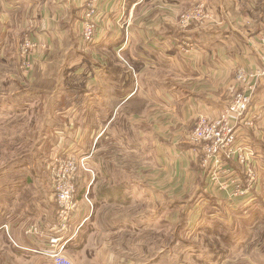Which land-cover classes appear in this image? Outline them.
Returning <instances> with one entry per match:
<instances>
[{
  "label": "crops",
  "instance_id": "1",
  "mask_svg": "<svg viewBox=\"0 0 264 264\" xmlns=\"http://www.w3.org/2000/svg\"><path fill=\"white\" fill-rule=\"evenodd\" d=\"M85 2L0 0V122L9 121L0 125V134L9 137H0V147L28 145L27 135L36 134L32 143L39 140L40 150L46 145L53 151L49 167L56 155L88 157L91 171L78 173L77 207L61 234L65 254L74 264H164L165 255L178 262L164 250L148 259L147 245L135 238L152 226L163 230L158 223L163 199L182 198L186 184L200 177L202 193L191 209L196 218L187 224L189 233L194 240L209 234L226 253L188 242L194 258L227 264L234 255L245 264H264L263 79L251 103L260 128L245 134L261 179L252 200L236 206L206 193L200 147L188 142L200 114L215 117L229 103L239 88L237 70L264 66V49L251 44L264 33V0H103L90 44L81 37ZM200 2L214 19L180 28L179 14ZM21 29L46 44L34 52L35 67L25 85L6 74L18 65ZM184 42L192 45L189 52L181 50ZM32 116L36 127L27 123ZM107 148L111 157L101 155L110 153ZM10 163L0 169V235L16 257L53 263L42 253L50 250L48 237L57 223L50 174V191L34 189L30 200L23 186L39 174L27 158ZM39 190L47 196L42 201ZM167 220L173 224L175 215ZM31 225L43 236L27 233ZM177 242L174 237L171 247Z\"/></svg>",
  "mask_w": 264,
  "mask_h": 264
},
{
  "label": "built area",
  "instance_id": "2",
  "mask_svg": "<svg viewBox=\"0 0 264 264\" xmlns=\"http://www.w3.org/2000/svg\"><path fill=\"white\" fill-rule=\"evenodd\" d=\"M103 0H86L81 17V37L90 44L95 39L99 17V5ZM214 19L203 2L179 15L178 25L182 29L206 25ZM255 48L264 49V33L251 40ZM46 48L45 41H36L25 36L20 45L21 62L27 69L34 66V52ZM192 45L184 42L181 50L189 52ZM263 79L264 66L257 69L240 68L237 70L236 83L239 87L232 94L229 103L215 117L200 114L196 125L188 135V142L200 147L199 159L207 173V188L215 191L219 199L233 205H241L252 200L259 190L261 179L255 164V151L245 142V134L260 128L258 113L252 107V95L257 81ZM51 180L54 201L57 206V223L48 237L50 250L42 252L54 264H74L65 254L67 241L61 236L65 232L77 207L75 200L76 180L80 170L88 171L83 160L74 156L56 155L51 162ZM91 171V170H90ZM207 189V190H208ZM87 201L89 199L86 197ZM8 232V227L6 226ZM37 225H31L27 233L39 234ZM43 236V235H41ZM16 244V243H15Z\"/></svg>",
  "mask_w": 264,
  "mask_h": 264
},
{
  "label": "rangeland",
  "instance_id": "3",
  "mask_svg": "<svg viewBox=\"0 0 264 264\" xmlns=\"http://www.w3.org/2000/svg\"><path fill=\"white\" fill-rule=\"evenodd\" d=\"M29 27H31V26H29ZM19 32L21 33L20 36L24 38L27 30L21 29ZM22 41H23V39H22ZM22 41L19 43V45L17 47V53H15V56H14V57H17V63H18V65H15L16 66L15 72L14 73H11L10 71L6 72L7 76L14 75V77L17 79L18 85L26 83L27 82L26 78L27 79L31 78L32 72H33L34 67H35V65H34L29 70L26 68V66L24 67V65L22 64L20 54H19L20 45H21ZM12 66H14V65H12ZM15 87H18V86H15ZM19 88H22V87L19 86ZM19 88H17V89H19ZM34 110L36 112V108H34ZM34 116H32L33 118L28 119L27 123H28V125H32V126L36 127L37 122H36V119ZM21 120L22 119H18L19 125L21 124L20 123ZM8 123H9V121L4 122V120H2L0 122V125H3V124L8 125ZM167 136L170 138L174 137L172 134L167 135ZM0 137L4 138L5 140H8V138H9L8 135H5L4 133H1ZM22 137H23V135L18 134L19 139ZM36 137H39V135L28 134L26 137L27 139H29L27 142V143H29L28 145L24 144L22 146L18 143V145H15L12 147H7L6 145H1V147H0V159H1L0 160V169L4 168L5 166L12 164L10 162H12L15 158H27L28 162L31 164L30 167H31V170L33 171V173L35 175L39 174V177L37 179L28 180L25 182L26 185L23 186V189H24L23 192L25 193L26 196H29L28 198L25 197L27 199L32 198L33 193H34V189H42L43 193L50 191L49 184H48V175L50 174V177H51V166L49 167V160H50V154H53V151L49 146L46 147V145H44L45 148L43 150H40L41 147H38V145L40 143L39 140H38V143H36V142H34V144L32 143L33 140L37 139ZM163 137L168 139V137H166V135H164ZM107 146H109V148H110L109 144ZM109 148H107V149L109 150ZM109 151H110V153H106L105 151H102L103 154H101V153L100 154L104 157H111V150H109ZM131 158L136 159L133 156H131ZM87 159H88V157H85V156L81 158V160H83L85 165L87 164ZM77 160H79V159H77ZM256 164H257V162H256ZM87 168L90 171V168L88 167V165H87ZM202 176H203V174H202ZM207 180H208V178H207ZM167 181H169V183L172 184V182L170 180H167ZM150 185L153 186V183H150ZM154 185H156V184H154ZM165 185H166V182H165ZM201 186H202V184H201L200 177L197 178V181L195 178L191 183L186 184V191L183 192V193H185V192L186 193H185V195L182 196V198H180V199L179 198H173L174 202H172V203H166V202H168V200H166V198L163 199L165 202L162 206L163 208H159V211L160 210L163 211L162 220H159L158 223H159V225H163L164 229L158 230L159 226H152V227H149L148 230L142 231L140 235L136 236V238H135V241H137L136 243H141L142 245H147V249L149 250L148 259L153 258L161 250H164L165 254L166 253L169 254V252H173L174 258L179 259L178 262H176L175 260L172 261L171 255H169V256L165 255L166 257H165L164 264H182V263L183 264H200L192 255V253H191L192 248L189 247L188 242L197 243L201 246L205 245L207 247L206 249H208V251H210V252L212 251V253H214L216 255H219L220 253H226L220 247L218 239L215 238L216 239L215 240L212 237H209L208 236L209 234H205V235L203 234L202 237H200L198 240H194L193 236H191V233H189V227L187 224L189 221L193 222L196 218L195 216H194V218H192L194 213L191 211V209L193 206L196 205L197 202L200 201L198 195H199V193H202ZM207 186H208V183H206V185H205V188H204L205 190L208 189ZM189 189H190V192L188 193ZM42 192L39 190L41 201L43 199H45V197H47V196H44L42 194ZM76 192H77V186H76ZM210 192L215 193V191H213V190H210V189L206 190V193H210ZM30 200H33V199H30ZM47 203L51 204L49 202H45V203H41V204L45 205ZM29 204H30V207H33L31 202ZM148 205H149V209L152 206H155V204H148ZM173 215H175V222L173 224H171L168 222L167 218H169L170 216L173 218ZM0 222H2L1 219H0ZM6 226L8 227V225L5 224L3 228L5 229ZM174 237H175V239H178V242H177V244H175V246L171 247V242H172V239ZM139 240H141V241H139ZM9 244L10 243L8 242L6 236L3 234L0 235V264H43V263L54 264L52 262H43L40 260H33V262H29L30 260L25 261L26 259H22V258H20V256L16 257L14 255ZM262 248H264V246ZM230 249L231 248L228 247L229 252H230ZM251 250H252V248H249V247L245 248L246 255H249L251 253ZM233 252L234 251H232L231 253H233ZM230 258H232V259L228 260L229 262L227 264H245V263H242V259H243L242 256L237 257V256L232 255ZM223 263L224 262H221V264H223ZM248 264H250V262Z\"/></svg>",
  "mask_w": 264,
  "mask_h": 264
},
{
  "label": "trees",
  "instance_id": "4",
  "mask_svg": "<svg viewBox=\"0 0 264 264\" xmlns=\"http://www.w3.org/2000/svg\"><path fill=\"white\" fill-rule=\"evenodd\" d=\"M213 197H214V196H213ZM215 198H216V197H215ZM215 198H214V199H215ZM215 200H217V198H216ZM236 206H238V205H236Z\"/></svg>",
  "mask_w": 264,
  "mask_h": 264
}]
</instances>
